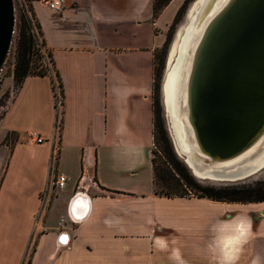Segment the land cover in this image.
<instances>
[{
  "label": "crops",
  "instance_id": "1",
  "mask_svg": "<svg viewBox=\"0 0 264 264\" xmlns=\"http://www.w3.org/2000/svg\"><path fill=\"white\" fill-rule=\"evenodd\" d=\"M63 1L51 11L31 0L53 77H28L0 118V264H23L32 248V264H169L152 246L162 231L177 235L169 238L179 239L187 264H211L209 226L235 215L251 218L249 249L264 257V202L154 194L156 55L186 0H173L157 19L152 0ZM53 78L63 93L59 135ZM34 133L48 141L29 145ZM10 135L17 137L11 149ZM55 144L56 174L69 182L40 215ZM81 177L90 211L74 223ZM252 258L246 252L240 264Z\"/></svg>",
  "mask_w": 264,
  "mask_h": 264
},
{
  "label": "water",
  "instance_id": "2",
  "mask_svg": "<svg viewBox=\"0 0 264 264\" xmlns=\"http://www.w3.org/2000/svg\"><path fill=\"white\" fill-rule=\"evenodd\" d=\"M198 1L202 0L189 6L187 22ZM203 2L194 24L180 116L170 114L165 85L178 59L177 49L171 56L181 25L167 52L161 105L174 149L191 174L199 180L234 186L264 170L242 166L255 156L253 149L259 145L260 150L264 144V0ZM15 22L13 0H0V73L13 42ZM77 204L84 205L86 214L82 219L74 215L80 222L89 214L90 201L78 196L72 212L78 210Z\"/></svg>",
  "mask_w": 264,
  "mask_h": 264
},
{
  "label": "trees",
  "instance_id": "3",
  "mask_svg": "<svg viewBox=\"0 0 264 264\" xmlns=\"http://www.w3.org/2000/svg\"><path fill=\"white\" fill-rule=\"evenodd\" d=\"M173 0H152L153 18L159 15ZM189 0L180 8L174 23L169 31L164 48L157 52L156 60L160 58V65L155 70L154 88V141L155 145L163 148L164 158H153V185L154 194L160 197H198L226 203H260L264 202V181L253 185H234L227 187L201 186L195 182L187 168L179 170L180 166L173 159V151L169 145L162 119V106L160 101V80L162 76L163 57L169 46L174 27L180 22ZM41 30V27H39ZM36 37L31 20L23 14L19 24V43L16 51V66L14 70V86L21 89L25 80L30 76H51L50 70L44 67L41 72H33V56ZM50 57L51 54H49ZM52 59V58H51ZM167 147L168 150L165 148ZM154 153V152H153ZM177 164V167L176 165ZM175 165V167H174ZM177 168V169H176Z\"/></svg>",
  "mask_w": 264,
  "mask_h": 264
},
{
  "label": "rangeland",
  "instance_id": "4",
  "mask_svg": "<svg viewBox=\"0 0 264 264\" xmlns=\"http://www.w3.org/2000/svg\"><path fill=\"white\" fill-rule=\"evenodd\" d=\"M186 1H185V3H186ZM193 1L194 0H189V3L187 4L186 9L184 10V13H183V15L181 17L180 22L174 27V30H173L172 35H171V40H170L169 46L171 44V41H172V39L174 37V34H175L176 29L178 28V26H180V25L182 26V25H185L187 23L185 15H186V12H187L189 6L192 4ZM13 3H14L15 21H16L15 22V32H14V38H13V42H12V45H11V48H10L9 55L7 57V60H6L5 64H4V67H3V69H2V71L0 73V118L3 116L4 112L8 108H10V106L14 102V100H15L18 92H19V89H17L14 86V77H13L14 76L15 66H16V51H17V46H18V43H19V24H20V18H21V16L23 14H25L29 18L28 13H26V11L24 10V8H23L24 6L22 5V2L20 0H13ZM29 6L31 7V0H29ZM31 10H32V8H31ZM32 15H33V19L35 20L37 31L39 32L38 35L35 33V37H36L35 49L37 50V53H35V55L33 56V63H34L33 72H41L44 67H47L53 73L52 59L49 56V53L48 52L47 53L40 52V50L37 47L44 40H43V36H42L41 30L39 29L40 25H39V23L37 21V18L35 17V14L33 13V10H32ZM173 23H174V21L169 25V27H168V29H167V31L165 33L166 41H167V38H168V35H169V31H170ZM164 46H165V44H164ZM164 46L161 49H159V51H161L164 48ZM169 46L167 47L166 53H165V55L163 57L162 76H161L160 85H159V87H160V101H161V83H162V77H163V72H164V68H165L166 57H167V52H168ZM159 65H160V58L158 60H156V68ZM11 79H13V84L12 85L9 84V81ZM162 119H163V122H164V129H165L167 137H168L169 145H170V147H171V149L173 151V155H174L173 159H175L177 161V163L180 165V166H178L179 170H182L184 168L186 169L187 168L186 165L184 164L182 159L177 155V153H176V151L174 149L172 140H171V138L169 136V133H168V130H167V126H166V121H165V118H164V115H163V109H162ZM16 138L17 137L14 136V135L8 136V138L6 140V143L9 145L10 149L16 144V142H17ZM165 148L168 150L167 147H165ZM161 157L164 158L163 148H161L158 145L157 146L155 145L154 149H153V151L151 153V160L153 158H157L158 159V158H161ZM175 165L177 167V164H175ZM175 165H174V167H175ZM187 170H188V168H187ZM189 173L193 177L195 182L198 183L201 186L227 187V186H224V185L216 183V182H210V181H204V180L200 181L199 179L195 178L191 174L190 171H189ZM261 181H264V170H262L260 173H258L257 175L253 176L252 178L247 179L246 181L240 183L239 185H245V184L246 185H253V184H256L257 182H261ZM58 192L59 191H57V190L53 192L52 200H55V198L58 197ZM192 197H194V196H192ZM185 198H191V197H185ZM44 233H48V231H44ZM159 235L160 236H168V237L177 236L175 233L170 232V231L159 232ZM32 250H33V248L27 253L25 261H24L23 264H32Z\"/></svg>",
  "mask_w": 264,
  "mask_h": 264
},
{
  "label": "clouds",
  "instance_id": "5",
  "mask_svg": "<svg viewBox=\"0 0 264 264\" xmlns=\"http://www.w3.org/2000/svg\"><path fill=\"white\" fill-rule=\"evenodd\" d=\"M209 231L211 239L207 243V250L211 254V264H240L246 252L253 256L251 264H264V257L252 254L249 249V245L256 237L250 217L235 215L231 218L218 219L210 224ZM179 244L176 237H152L153 248L157 252L166 253L169 264H187Z\"/></svg>",
  "mask_w": 264,
  "mask_h": 264
},
{
  "label": "bare ground",
  "instance_id": "6",
  "mask_svg": "<svg viewBox=\"0 0 264 264\" xmlns=\"http://www.w3.org/2000/svg\"><path fill=\"white\" fill-rule=\"evenodd\" d=\"M203 5H204L203 0L198 1L194 5L190 13V19L188 20L187 24L182 25L180 27V30L178 32L177 39L175 42L174 50L172 52L171 59L176 49L179 52V55H178L176 64L170 69V71L167 74L166 85H165V95H166L168 107L170 109V114L173 116V118H178L180 116L179 108L185 97L184 95H185V90H186V82H187V76L189 72V65H190V58H191L190 50L192 46L191 45L192 40L195 34L194 24L196 21L197 14L202 10ZM258 146L254 148L252 151V153H255V156L243 162L242 166L244 169L252 170L256 167H258L259 169L264 168V144L262 148H260V150ZM247 157H249V155L246 156L245 158H242L240 161H243V159H246ZM196 174L199 177L203 176L202 174H199L197 172ZM80 197H83V196H80ZM80 208L81 207H77L78 209L77 211L70 212L71 219L77 221L74 218V215H77L78 217L80 216L83 217L84 215L86 216V214L84 213V210Z\"/></svg>",
  "mask_w": 264,
  "mask_h": 264
},
{
  "label": "built area",
  "instance_id": "7",
  "mask_svg": "<svg viewBox=\"0 0 264 264\" xmlns=\"http://www.w3.org/2000/svg\"><path fill=\"white\" fill-rule=\"evenodd\" d=\"M22 2V5L24 6V10L26 13H28L29 18L32 22V25L34 27V33L38 35L37 27L35 24V20L33 19L32 15V10L31 7L29 6V0H20ZM39 3L45 7L48 8L51 11H57V10H62L64 8V1L63 0H38ZM40 52L47 53V48L44 44V41L41 42L40 45L37 46ZM51 76L53 77V73L50 71ZM54 81V88L56 91V98H55V107H56V112H57V120H56V134L59 135L60 131L62 129V124H63V93H62V86L61 84L53 78ZM48 140L45 139L40 134H32L30 135L28 139V144L29 145H41L47 142ZM59 153H60V146L59 144H55L52 149V155H51V170L53 172V176L51 179V183L49 185V188L46 189L42 194H41V214L43 215L47 208L48 205L52 199V195L54 191H63L66 187V185L69 182V179L62 175L57 173L55 171L56 164L59 159ZM87 184L85 183L84 177H81L79 181L77 182L76 185V196H80V193L87 190ZM74 223H78L77 221L73 220ZM60 223H64L63 220H61Z\"/></svg>",
  "mask_w": 264,
  "mask_h": 264
},
{
  "label": "snow or ice",
  "instance_id": "8",
  "mask_svg": "<svg viewBox=\"0 0 264 264\" xmlns=\"http://www.w3.org/2000/svg\"><path fill=\"white\" fill-rule=\"evenodd\" d=\"M78 207H84V205H78ZM78 218L82 219L83 217L80 216V217H78ZM64 239H66V238H64Z\"/></svg>",
  "mask_w": 264,
  "mask_h": 264
}]
</instances>
